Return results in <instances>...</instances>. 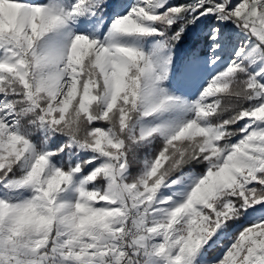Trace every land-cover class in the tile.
<instances>
[{
	"label": "snow or ice",
	"instance_id": "1",
	"mask_svg": "<svg viewBox=\"0 0 264 264\" xmlns=\"http://www.w3.org/2000/svg\"><path fill=\"white\" fill-rule=\"evenodd\" d=\"M0 264H264V0H0Z\"/></svg>",
	"mask_w": 264,
	"mask_h": 264
}]
</instances>
